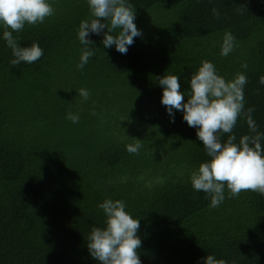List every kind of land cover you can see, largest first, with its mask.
<instances>
[{
  "label": "trees",
  "instance_id": "obj_1",
  "mask_svg": "<svg viewBox=\"0 0 264 264\" xmlns=\"http://www.w3.org/2000/svg\"><path fill=\"white\" fill-rule=\"evenodd\" d=\"M127 2L142 35L121 54L103 47V33L90 34L95 55L83 69L77 31L90 16L86 0H51L52 16L13 33L21 46L43 49L32 64L11 65L0 39V264H98L87 240L93 226H104L97 205L106 198L123 200L139 219L141 264H203L207 255L264 264V195L232 197L225 188L213 208L192 189L190 174L210 158L181 111L170 120L158 84L175 74L188 94L202 61L225 79L243 72L244 114L220 141L254 135L249 108L264 133V0ZM137 142L138 153L126 151Z\"/></svg>",
  "mask_w": 264,
  "mask_h": 264
},
{
  "label": "clouds",
  "instance_id": "obj_2",
  "mask_svg": "<svg viewBox=\"0 0 264 264\" xmlns=\"http://www.w3.org/2000/svg\"><path fill=\"white\" fill-rule=\"evenodd\" d=\"M90 16L81 20L78 26L77 39L83 46L77 69L83 67L95 55V46L89 39L90 34L100 35L104 48L115 47L121 54L127 53L135 37L142 35L134 22L135 10L127 0H86ZM51 0H0V39L11 49L13 66L21 62L32 64L43 55V49L37 42L30 46H21L13 33L22 31L25 25L35 26L43 23L54 14ZM214 14L216 9H212ZM103 18L104 22H101ZM107 29V31H104ZM227 40L233 38L226 34ZM228 43L220 49V55L227 56L232 49ZM247 68V64H242ZM246 74L237 73L232 79H225L216 71L210 61H202L196 73L191 75L190 92L181 91L179 77L166 74L158 78L162 89L161 104L172 122L175 111L182 112V119L189 127L196 129V137L202 141L203 148L210 158L201 162L190 174L191 187L202 191L210 198V207H218L225 199V188L232 197L242 191H253L264 195V133L257 131L251 117L252 108L247 109L246 121L254 135H243L236 141L235 134H230L225 142L220 141V133H232L238 118L244 114V86ZM264 85V76L259 78ZM77 94L87 100L89 92L80 88ZM187 95V100L184 99ZM65 119L73 124L78 123L79 115L67 112ZM136 139V138H135ZM137 141L139 139H136ZM140 143L125 145L129 153H138ZM105 216L104 226L91 228L87 248L98 264H141L137 249L141 239L137 232L139 219L128 211L123 200L106 198L98 203ZM203 264H225L213 255L202 258Z\"/></svg>",
  "mask_w": 264,
  "mask_h": 264
}]
</instances>
